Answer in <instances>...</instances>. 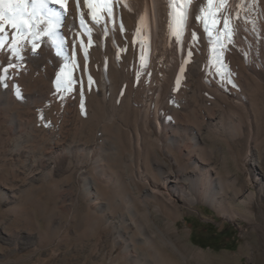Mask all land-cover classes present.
<instances>
[{"label":"bare ground","instance_id":"obj_1","mask_svg":"<svg viewBox=\"0 0 264 264\" xmlns=\"http://www.w3.org/2000/svg\"><path fill=\"white\" fill-rule=\"evenodd\" d=\"M89 3L66 0L54 36L42 14L24 17L23 35L0 19V118L8 145L32 163L61 164L55 203L65 206L69 190L72 209L66 221L59 218V233L72 225L74 242L106 239L109 264H182L169 238L180 233L179 204L219 209L228 189L247 210L253 200V193L239 200L238 179L208 165L196 115L218 110L207 135L249 166L247 178L257 183L252 150L264 146V0ZM235 138L246 150L232 149ZM45 144L57 151L43 155ZM10 196L0 200L14 211L20 204Z\"/></svg>","mask_w":264,"mask_h":264},{"label":"rangeland","instance_id":"obj_2","mask_svg":"<svg viewBox=\"0 0 264 264\" xmlns=\"http://www.w3.org/2000/svg\"><path fill=\"white\" fill-rule=\"evenodd\" d=\"M218 113L215 110L211 117L218 119ZM211 117L204 115L203 110L196 115V121L201 125V146L210 151L208 165L228 181L234 177L238 179L237 186L241 191L239 200H247L248 193L254 194L253 200L247 210L233 200L232 190L228 189L225 199L228 205L223 204L224 207L219 209L200 201L191 206L179 204L180 217L176 228L181 234L173 237L175 234L169 232V238L181 252L182 258L179 260L182 259V264H264V187L260 189L261 183L264 186V146L258 144L252 150L258 182H250L246 170L249 166L244 165L241 159L236 163L223 143L211 140L207 135V129L216 122ZM0 121V194H12V198L20 204L18 210L13 211L9 208L12 203L0 200V260L17 264H109L106 239L103 238L104 241L100 243L94 240L74 242L75 230L72 225H68L63 234L59 233V218L66 221L72 209L69 190L64 192L69 195L65 206L55 203L61 194L55 190L63 175L61 164L43 160L32 163L22 152H12L8 145L10 130L1 118ZM42 135L43 141H47L49 135ZM246 137L245 128L241 138ZM232 145V149L245 148L239 138H235ZM46 147L45 144L42 148L43 155L57 151L53 146ZM48 173L50 176L47 177ZM78 205L74 207L75 210H79ZM236 212L239 216L234 219L232 215ZM156 221L161 224L160 220ZM35 223L39 229H36ZM118 263L123 264L122 260Z\"/></svg>","mask_w":264,"mask_h":264},{"label":"snow or ice","instance_id":"obj_3","mask_svg":"<svg viewBox=\"0 0 264 264\" xmlns=\"http://www.w3.org/2000/svg\"><path fill=\"white\" fill-rule=\"evenodd\" d=\"M76 2L79 4V0H76ZM85 3H88L90 8L92 7L89 0H85ZM50 4L58 5L59 7H49ZM65 4L66 0H31V10H29L27 0H0V6H2L0 7V19H7L12 24V27L17 28L21 35H23V29L28 26V21L24 17L27 16L35 19L42 14L49 24V27L45 29L46 34L54 36L55 32L53 29L58 28L66 16ZM92 19L96 20L95 14H93ZM197 19H200V17L197 16ZM83 23L84 20L81 17V24ZM224 23L227 26V20ZM33 35L38 34L33 33ZM91 82V77H89V83Z\"/></svg>","mask_w":264,"mask_h":264}]
</instances>
